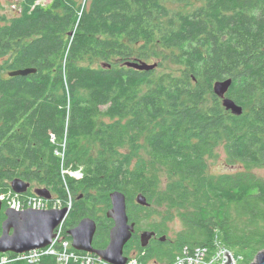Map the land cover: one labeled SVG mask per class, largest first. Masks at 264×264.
I'll return each mask as SVG.
<instances>
[{"label":"trees","instance_id":"1","mask_svg":"<svg viewBox=\"0 0 264 264\" xmlns=\"http://www.w3.org/2000/svg\"><path fill=\"white\" fill-rule=\"evenodd\" d=\"M33 1L0 13V193L15 178L47 188L62 205L69 192L64 236L71 240L67 231L91 217L93 246L104 248L113 225L109 194L119 190L137 231L164 236L142 246L132 235L124 254L132 249L138 264H174L184 250L218 245L249 264L246 257L264 249V179L247 170L264 167V0H198L174 15L166 0H90L84 7L51 0L30 10ZM155 46L169 50L180 75L124 65L149 61ZM26 67L36 72L6 75ZM226 78L240 115L213 91ZM220 146L246 170L209 173L206 157ZM141 151L146 163L134 164ZM149 162L164 170L163 189ZM61 166L82 176L66 181ZM139 194L148 205L136 202ZM155 202L165 211L151 209ZM215 202L224 209L214 211ZM156 214L159 220L144 221ZM168 214L182 223L173 239ZM4 218L1 211L0 232ZM4 264L59 263L43 255Z\"/></svg>","mask_w":264,"mask_h":264},{"label":"water","instance_id":"2","mask_svg":"<svg viewBox=\"0 0 264 264\" xmlns=\"http://www.w3.org/2000/svg\"><path fill=\"white\" fill-rule=\"evenodd\" d=\"M124 65L137 70H153L157 64L147 63L144 60H127ZM35 67L18 68L8 72L9 76H28L35 73ZM232 84L231 78L217 80L213 84L214 93L221 98L222 105L233 114L240 115L242 107L236 104L226 94ZM14 192L25 193L30 186L29 182L21 178H15L10 183ZM35 193L46 198H51V192L47 188H38ZM111 207L106 211L113 225L109 230V241L104 248H94L93 238L96 232V221L91 217H83L77 225L71 227L67 233L71 237V246L76 251L89 252L98 255L111 264H126L128 257L124 254V247L135 232V222H130L127 214L125 194L119 190H113L109 194ZM136 202L140 205H148L143 195H137ZM3 204L0 200V213ZM67 207L33 209L25 208L15 210L11 207L3 209L5 218L1 222L0 253H23L32 249L45 248L52 243L55 237L56 227L66 218ZM155 234L154 231H145L141 234L142 246ZM225 263L234 264L231 254L224 251ZM251 264H264V249L256 256Z\"/></svg>","mask_w":264,"mask_h":264},{"label":"rangeland","instance_id":"3","mask_svg":"<svg viewBox=\"0 0 264 264\" xmlns=\"http://www.w3.org/2000/svg\"><path fill=\"white\" fill-rule=\"evenodd\" d=\"M79 3H81V6L84 7L85 4H88L90 2V0H77ZM51 0H35L32 2V4H30L29 8H31L30 10H32L35 6H43L46 7L50 4ZM0 4L2 5V7L0 8V13L1 14H9V15H13L19 11H21V7H23V0H0ZM165 4L167 6V10L169 15H174L178 12H185L187 10L193 9L194 7L198 6L200 4V2L198 0H166ZM18 10V11H17ZM151 53V57L149 58V61H146L147 63H156L157 66L151 70L154 71L155 74H161L164 72H172L175 74H181L183 68L181 66H179L178 64H176L173 59L172 56L170 55L169 50H161V48L159 46H155L154 48H152V50L150 51ZM8 73H6L7 75ZM63 150H64V146H63ZM142 153L139 154V156H137L138 158L136 160H133V163H137L139 160L141 159V161H139V163H143L145 164L146 161L144 159V157H146V154L144 153L145 151H141ZM64 154V151H63ZM132 163V164H133ZM206 164L208 166V171L209 173H211L214 176H219L223 173H227V172H233V171H237V170H246L245 167L242 164H232L229 163L227 161L225 152L223 147H217L214 151H213V156H207L206 157ZM231 164V165H230ZM149 168L151 173H153V175L156 177L157 181H158V186L159 188L163 189L166 185V175L164 170H162L160 167L155 166L153 163L149 162ZM81 169V168H79ZM63 170H66L65 172V180L68 181L69 178H74L76 179L75 175L69 173L72 171L69 170V168H63V166H61V173L63 174ZM253 176L258 177L260 179H264V167H253L251 169H247ZM82 172V171H81ZM63 177V179H64ZM39 185H37L36 183L32 184L33 188H37ZM71 194L72 191L70 190ZM54 195V194H53ZM40 196V195H39ZM57 197V195H55ZM42 198H46L44 196H41ZM110 198V197H109ZM111 202V201H110ZM155 204L157 205V203L155 202ZM155 204L151 205V209H159L160 211L164 212L165 209L161 208L160 206H156ZM224 209V206L221 204V202H215L214 203V211L216 210V212H220ZM151 212H153V210H151ZM174 213V212H173ZM167 219H171L169 214L167 215ZM159 220V217L156 215L152 216L151 218H149L148 220H144L145 222H154ZM144 222V223H145ZM167 232L166 235L167 237L173 239L176 234L182 229V223L180 221V219L178 217H173L170 221H167ZM141 232H143V230H138L137 231V236L140 237L141 236ZM126 251V249H125ZM232 252V251H231ZM130 255H134V251L132 249H130L129 251ZM232 256L234 258V262L235 264H241L242 260H243V254L241 252H232ZM210 260L209 264H220L221 261L219 258H214L213 255L208 257ZM246 261L251 264L252 262H254L255 257H246Z\"/></svg>","mask_w":264,"mask_h":264},{"label":"built area","instance_id":"4","mask_svg":"<svg viewBox=\"0 0 264 264\" xmlns=\"http://www.w3.org/2000/svg\"><path fill=\"white\" fill-rule=\"evenodd\" d=\"M63 149L60 152L59 156L63 158ZM71 171V170H70ZM66 170H63L65 175ZM75 175L76 179L82 176L80 170H74L69 172ZM65 179V178H64ZM21 194L14 192L12 189L7 193H0V200L6 205V207H11L15 210H22L25 208L33 209H49V208H62L63 206L68 208V211L71 207V195L68 192V202L66 205H62L61 201L53 196L51 198H42L41 196L33 193L29 194L28 197H20ZM65 220V219H64ZM64 220L56 227L55 237L52 240V243L45 248L32 249L23 253H13L14 258L10 259L8 255H3L0 260V264H4L11 260L24 259L32 263L38 262L41 256L43 255H53L56 257L59 264H66L69 259L78 261L80 264H111L96 254L89 252L76 251L71 246V240L64 236L63 233V223ZM224 251L231 254L232 252L224 247L217 246L216 250L208 252L206 248H197L195 252L190 253L187 250H184L183 255L179 256L174 264H209V256L213 255L214 258H219L221 263H225V254ZM126 264H138L136 258L131 256L128 258ZM235 264V263H234Z\"/></svg>","mask_w":264,"mask_h":264},{"label":"flooded vegetation","instance_id":"5","mask_svg":"<svg viewBox=\"0 0 264 264\" xmlns=\"http://www.w3.org/2000/svg\"><path fill=\"white\" fill-rule=\"evenodd\" d=\"M228 97V96H227ZM221 99V98H220ZM27 182H29V181H27ZM30 183V186L28 187V189H27V191H26V193L27 192H32V193H35V190L36 189H38V188H43V187H41L40 185L37 187V188H33L32 187V184L33 183H31V182H29ZM12 189V188H11ZM22 194H25V193H22ZM36 194V193H35ZM54 195L52 194L51 195V197H53ZM2 204H3V208H2V211H3V209H5L4 208V206L6 207V205H4V203L2 202ZM130 222H134V220H131L130 219ZM136 223V222H135ZM147 230H149V231H154L155 232V234L151 237V238H149V240L146 242V244L148 243V242H150V241H156V239L157 240H159V241H162L163 240V238H164V236L162 235H160V234H158L155 230H153V229H144L143 230V232H145V231H147ZM143 232H141V233H143ZM135 233H137V226H136V224H135V232L133 233V234H135ZM139 241L141 242V238L139 237ZM145 244V245H146ZM141 245H142V243H141Z\"/></svg>","mask_w":264,"mask_h":264}]
</instances>
